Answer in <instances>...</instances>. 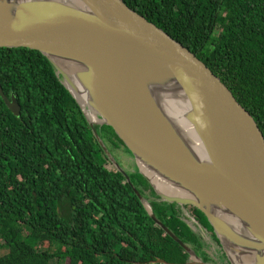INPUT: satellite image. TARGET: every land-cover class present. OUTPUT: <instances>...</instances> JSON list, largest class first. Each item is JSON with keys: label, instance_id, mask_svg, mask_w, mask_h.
<instances>
[{"label": "trees", "instance_id": "obj_1", "mask_svg": "<svg viewBox=\"0 0 264 264\" xmlns=\"http://www.w3.org/2000/svg\"><path fill=\"white\" fill-rule=\"evenodd\" d=\"M124 1L196 53L264 133V0ZM0 83L21 105L17 116L0 94V264L189 262L133 186L201 259L218 263L204 250L206 232L225 256L203 212L193 207L200 224H190L184 207L158 196L137 168L127 172L129 182L112 165L42 52L0 47Z\"/></svg>", "mask_w": 264, "mask_h": 264}, {"label": "water", "instance_id": "obj_2", "mask_svg": "<svg viewBox=\"0 0 264 264\" xmlns=\"http://www.w3.org/2000/svg\"><path fill=\"white\" fill-rule=\"evenodd\" d=\"M0 47L36 49L50 60L129 182L97 126L113 128L158 196L206 215L225 263L203 261L133 186L156 224L190 253L185 264H264V133L189 47L124 0H0ZM0 94L19 116V101L1 83ZM173 98L188 104L191 129L165 107Z\"/></svg>", "mask_w": 264, "mask_h": 264}, {"label": "rangeland", "instance_id": "obj_3", "mask_svg": "<svg viewBox=\"0 0 264 264\" xmlns=\"http://www.w3.org/2000/svg\"><path fill=\"white\" fill-rule=\"evenodd\" d=\"M108 149L110 150L111 154L113 155V157L116 159V161L119 163V165L126 171H134L135 168H137V165H136V162L133 158V155L132 154H129L128 152H125L123 149H115L114 147H112L111 145L108 144ZM112 165L114 167H116V165L111 161ZM109 166V165H108ZM206 235H208L207 237V242L210 244V247H208L207 245V248L204 247V250L207 254V257L210 258L213 257L214 259H216V261L218 263H225L228 260L227 257L223 256L222 255V252L220 250V247L216 244V242L211 238V234L210 232H206ZM222 246V245H221ZM218 248V249H217ZM223 248V247H222ZM224 250V249H223ZM4 252H6V250H3ZM217 251L218 253L220 252L221 253V256L224 257V259H221L219 256H217ZM225 252V251H224ZM216 255L213 256L212 254ZM226 254V253H225ZM220 258V259H219ZM204 261V260H203Z\"/></svg>", "mask_w": 264, "mask_h": 264}, {"label": "bare ground", "instance_id": "obj_4", "mask_svg": "<svg viewBox=\"0 0 264 264\" xmlns=\"http://www.w3.org/2000/svg\"><path fill=\"white\" fill-rule=\"evenodd\" d=\"M67 67L70 71L73 70V68L71 69V66H67ZM165 107L172 114L173 118L180 123L179 127L183 131L185 129H191L192 128L190 126V124L187 122V120L183 117L184 113L186 112V108L188 107L187 103H184L180 100L173 98V99H169L165 102ZM88 114H89V117L92 121L97 120L96 116L94 115V113L92 111H89ZM245 264H251V263H245Z\"/></svg>", "mask_w": 264, "mask_h": 264}, {"label": "flooded vegetation", "instance_id": "obj_5", "mask_svg": "<svg viewBox=\"0 0 264 264\" xmlns=\"http://www.w3.org/2000/svg\"><path fill=\"white\" fill-rule=\"evenodd\" d=\"M97 129H98V132H99V134H100V136H101V138L103 139V141L105 142V144L107 145V147H108V144L109 145H111L112 147H114L115 149L117 148V149H123L125 152H127V150H126V145L124 144V145H119V146H115L114 144H113V142H112V139H114L113 138V135H112V133L110 132V131H107V129H105V125H100V126H97ZM100 130V131H99ZM130 154V153H129ZM109 158V157H108ZM134 158V157H133ZM110 160V159H109ZM111 161V160H110ZM184 207V211L186 212V216H187V218H188V221L189 222H191V223H193V222H195V223H197V224H200V222L197 220V217L199 218V216H198V214H197V212L194 210V209H192L194 206H191V205H189V206H183ZM218 249V248H217ZM212 254V253H211ZM217 256H219L221 259H224V257L223 256H221V253L219 252L218 253V251H217ZM213 256H215L216 255V253H215V255L214 254H212ZM225 257H227L226 256V254H225ZM219 258V259H220ZM228 258V257H227ZM216 260V259H215ZM225 260V259H224Z\"/></svg>", "mask_w": 264, "mask_h": 264}]
</instances>
